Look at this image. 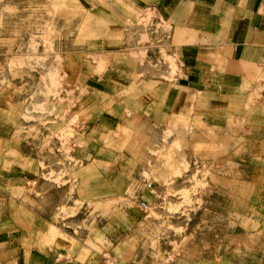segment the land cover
Here are the masks:
<instances>
[{
    "label": "rangeland",
    "instance_id": "1",
    "mask_svg": "<svg viewBox=\"0 0 264 264\" xmlns=\"http://www.w3.org/2000/svg\"><path fill=\"white\" fill-rule=\"evenodd\" d=\"M125 5L0 0V107L30 158L7 196L24 233L80 241L84 264H264L262 87H197L167 115L183 77L170 28Z\"/></svg>",
    "mask_w": 264,
    "mask_h": 264
},
{
    "label": "crops",
    "instance_id": "2",
    "mask_svg": "<svg viewBox=\"0 0 264 264\" xmlns=\"http://www.w3.org/2000/svg\"><path fill=\"white\" fill-rule=\"evenodd\" d=\"M119 1L129 14L158 13L170 28L169 44L180 56L183 77L165 85L172 92L159 107L169 108L167 115L176 113L178 101H186L184 96L198 92L197 87L205 97L226 91L240 96L243 90L253 95L260 85L264 104V0ZM5 113L0 107V264H84L76 259L90 249H78L80 241L73 240L74 245L61 233L40 236L37 225L24 233L30 215L7 196L21 189L26 178L21 171L30 168V158L22 154L17 121ZM68 256L66 262L58 259Z\"/></svg>",
    "mask_w": 264,
    "mask_h": 264
},
{
    "label": "built area",
    "instance_id": "3",
    "mask_svg": "<svg viewBox=\"0 0 264 264\" xmlns=\"http://www.w3.org/2000/svg\"><path fill=\"white\" fill-rule=\"evenodd\" d=\"M151 187H152L151 185H148V186H147L148 189H151ZM140 208H141L143 211H147V209H148L146 203H144V202H141V204H140Z\"/></svg>",
    "mask_w": 264,
    "mask_h": 264
}]
</instances>
